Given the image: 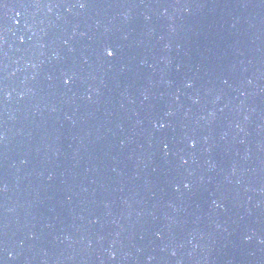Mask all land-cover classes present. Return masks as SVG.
I'll return each instance as SVG.
<instances>
[{
    "label": "water",
    "instance_id": "1",
    "mask_svg": "<svg viewBox=\"0 0 264 264\" xmlns=\"http://www.w3.org/2000/svg\"><path fill=\"white\" fill-rule=\"evenodd\" d=\"M0 264H264V0H0Z\"/></svg>",
    "mask_w": 264,
    "mask_h": 264
},
{
    "label": "snow or ice",
    "instance_id": "2",
    "mask_svg": "<svg viewBox=\"0 0 264 264\" xmlns=\"http://www.w3.org/2000/svg\"><path fill=\"white\" fill-rule=\"evenodd\" d=\"M112 54H113V53H112L111 51H109V52H108V55H110V56H111Z\"/></svg>",
    "mask_w": 264,
    "mask_h": 264
}]
</instances>
